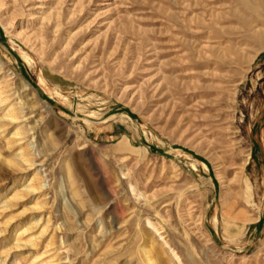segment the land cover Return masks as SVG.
I'll return each instance as SVG.
<instances>
[{"label": "rangeland", "instance_id": "obj_1", "mask_svg": "<svg viewBox=\"0 0 264 264\" xmlns=\"http://www.w3.org/2000/svg\"><path fill=\"white\" fill-rule=\"evenodd\" d=\"M0 264H264V0H0Z\"/></svg>", "mask_w": 264, "mask_h": 264}, {"label": "bare ground", "instance_id": "obj_2", "mask_svg": "<svg viewBox=\"0 0 264 264\" xmlns=\"http://www.w3.org/2000/svg\"><path fill=\"white\" fill-rule=\"evenodd\" d=\"M27 86L31 87L29 84H27ZM38 185H40V182H36V174H33L29 180V189L32 191H37Z\"/></svg>", "mask_w": 264, "mask_h": 264}]
</instances>
